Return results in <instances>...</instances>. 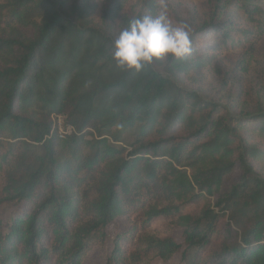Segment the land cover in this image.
Instances as JSON below:
<instances>
[{"label": "trees", "instance_id": "16d2710c", "mask_svg": "<svg viewBox=\"0 0 264 264\" xmlns=\"http://www.w3.org/2000/svg\"><path fill=\"white\" fill-rule=\"evenodd\" d=\"M208 1L219 15L170 55L180 72L264 33V0ZM126 2L110 0L98 26V0H0V264H81L120 217L106 264H264V109L220 116L152 64L118 67L129 22L112 34L107 21ZM157 220L183 242L151 232Z\"/></svg>", "mask_w": 264, "mask_h": 264}, {"label": "rangeland", "instance_id": "374dc122", "mask_svg": "<svg viewBox=\"0 0 264 264\" xmlns=\"http://www.w3.org/2000/svg\"><path fill=\"white\" fill-rule=\"evenodd\" d=\"M108 3L110 0H98V9L93 17L94 23L98 26L102 25V13ZM148 5L154 6V17L164 16L166 21L174 26L184 24L188 31L193 27H200L212 17L219 15L208 0H127L121 7L119 16L113 22L107 21L111 33L116 34L120 30L122 20L130 23L145 15L149 16ZM226 15L231 20L244 24L236 11ZM169 58L170 55L154 60L151 64L162 76L176 81L185 89L198 93L204 100L220 106V116L224 112L237 116L244 109L248 111L256 107L264 109V33H255L251 42L244 48L219 52L208 58L204 65H193L192 69L185 73L173 67ZM22 210V204L7 206L3 209V218L9 221ZM167 223L165 220L154 221L150 231L161 238L171 235L182 243L181 231L171 228ZM225 223L226 221L218 226L220 231ZM128 228L129 223L125 218H117L106 229L105 241L93 246L81 264H106L112 250L113 239L126 232ZM215 244L217 243L212 242L210 249H213ZM181 255L182 253L175 254L167 261L153 259L150 264H187Z\"/></svg>", "mask_w": 264, "mask_h": 264}, {"label": "clouds", "instance_id": "9594fccd", "mask_svg": "<svg viewBox=\"0 0 264 264\" xmlns=\"http://www.w3.org/2000/svg\"><path fill=\"white\" fill-rule=\"evenodd\" d=\"M114 60L120 68L139 71L166 56L182 58L190 52L187 26L172 25L164 16H144L129 23L114 41Z\"/></svg>", "mask_w": 264, "mask_h": 264}, {"label": "built area", "instance_id": "2783aa9c", "mask_svg": "<svg viewBox=\"0 0 264 264\" xmlns=\"http://www.w3.org/2000/svg\"><path fill=\"white\" fill-rule=\"evenodd\" d=\"M55 121L59 138L68 135L72 131L70 127L63 125V118L61 116L56 117Z\"/></svg>", "mask_w": 264, "mask_h": 264}]
</instances>
